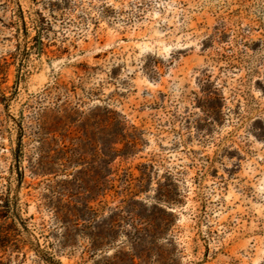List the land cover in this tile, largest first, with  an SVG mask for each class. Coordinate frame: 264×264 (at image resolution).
<instances>
[{
  "label": "rangeland",
  "instance_id": "374dc122",
  "mask_svg": "<svg viewBox=\"0 0 264 264\" xmlns=\"http://www.w3.org/2000/svg\"><path fill=\"white\" fill-rule=\"evenodd\" d=\"M0 228V264H264V0H0Z\"/></svg>",
  "mask_w": 264,
  "mask_h": 264
},
{
  "label": "trees",
  "instance_id": "16d2710c",
  "mask_svg": "<svg viewBox=\"0 0 264 264\" xmlns=\"http://www.w3.org/2000/svg\"><path fill=\"white\" fill-rule=\"evenodd\" d=\"M14 241H16V239H14ZM7 244H8V242H7L6 238L3 236V232H0V249L5 248ZM13 246L15 247V249H17L16 244H13ZM47 260H48V262H52V258H47Z\"/></svg>",
  "mask_w": 264,
  "mask_h": 264
}]
</instances>
